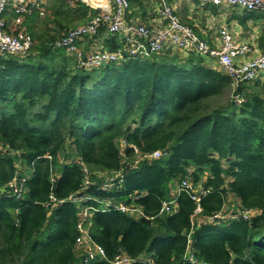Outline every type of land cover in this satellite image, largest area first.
Returning a JSON list of instances; mask_svg holds the SVG:
<instances>
[{
    "label": "trees",
    "instance_id": "trees-1",
    "mask_svg": "<svg viewBox=\"0 0 264 264\" xmlns=\"http://www.w3.org/2000/svg\"><path fill=\"white\" fill-rule=\"evenodd\" d=\"M69 12L87 21L79 3ZM60 36L34 40L24 57L0 56V264H83L75 243L79 205L91 209L89 233L104 253L87 264H114L121 254L132 264L145 256L187 264L188 238L200 262L264 264V81L233 89L208 59L179 51L78 69L53 48ZM86 40L111 51L121 45L115 35ZM155 151L158 160L144 158ZM137 155L143 160L134 167ZM95 171L123 178L109 189L111 177L99 180ZM188 176L211 190L200 222L186 193L170 199L172 185ZM13 181L22 183L19 197ZM227 195L257 214L206 222ZM174 198L175 213L160 214ZM107 202L133 203L143 217Z\"/></svg>",
    "mask_w": 264,
    "mask_h": 264
},
{
    "label": "built area",
    "instance_id": "built-area-1",
    "mask_svg": "<svg viewBox=\"0 0 264 264\" xmlns=\"http://www.w3.org/2000/svg\"><path fill=\"white\" fill-rule=\"evenodd\" d=\"M70 7L77 3L94 11L88 23L69 29L53 43L54 49H61L72 58L74 66L78 69L92 70L102 65L113 62H123L129 59H144L152 54H160L168 49H175L181 53L194 52L202 57L213 59L219 70L227 75L233 89L243 83H255L264 80V39L259 46L256 42L238 43L235 35L227 27H220L216 32L215 47H212L205 39L199 38L193 29L182 24L174 10L167 4V0H158L160 5V17L165 24L147 25L130 18V3L128 0H67ZM201 5L235 6L245 12L253 13L261 11L264 15V0H197ZM40 6L37 0H0V56L13 55L24 57L30 53L34 44L33 37L21 28L23 18L33 13L40 14ZM100 34L118 36L120 47L115 50L98 48L91 53H85L81 49V43L86 39L95 38ZM235 101L241 103L242 99L235 96ZM5 149L0 146V153ZM137 153V151L135 150ZM139 156V155H137ZM162 156L160 151H155L144 158L149 161L158 160ZM141 160L143 157L139 156ZM136 167L137 162L134 164ZM123 174L117 173L111 177L105 186L112 188L115 182L122 180ZM13 192L18 197L22 193V183L17 181L10 183ZM186 193L193 202L195 209L192 219L200 222L199 215L202 212V199L211 193L210 189L202 185H193L192 181L185 178L177 186V193ZM175 195V196H176ZM82 198L70 196L68 202H80ZM54 201V199H52ZM62 204V203H61ZM106 208L129 215L138 220L143 217L142 209L135 205L123 203L104 204ZM224 205V204H223ZM80 206V208H79ZM79 219L76 225L78 236L76 246H83L87 264L95 259H104V253L92 240L88 218L92 215L91 209L79 205ZM223 207V206H222ZM177 208L175 198L169 202H163L160 214L175 213ZM222 209L206 218V222L219 224L227 221H250L257 214L255 210H241L222 215ZM199 217V218H197ZM184 261L187 264H209L200 262L194 255L190 238L187 241ZM142 264H155L151 256L141 257ZM132 260L124 254L114 259V264H132Z\"/></svg>",
    "mask_w": 264,
    "mask_h": 264
},
{
    "label": "rangeland",
    "instance_id": "rangeland-1",
    "mask_svg": "<svg viewBox=\"0 0 264 264\" xmlns=\"http://www.w3.org/2000/svg\"><path fill=\"white\" fill-rule=\"evenodd\" d=\"M37 1L41 9L40 14L33 13L31 16H25L23 18V24L21 25V28H24L25 31L31 33L33 37L38 36L40 41H38L36 38L34 39L38 44L49 43L50 40L55 38L60 33L63 34L66 30L73 26L77 27L84 25L90 20L88 17L89 19L86 18L85 20L87 21L82 23L84 20L78 21L74 19L73 16L75 15L70 14L71 12H69V10H72L73 8H69L65 3H59V1L64 0ZM167 4L170 5L174 10V13L180 22L189 28L192 27L197 35L200 33L198 27L200 29H204V31H213L216 35V32L220 27H227L230 29L231 27L229 24L231 21V25L234 24L235 26H238V28H235V30L232 29V32H234L236 37L239 39L242 37H248L249 39L254 38L256 46H259L261 38L264 36V15L261 11L249 13L235 6H220L213 8L215 6L212 7V5H208L207 7H204V5H201L200 2L197 3L193 0H167ZM160 6L161 5L158 0H141L140 4L130 3V18L134 20L136 19V21L145 23L147 25L165 24V21L160 17ZM133 9L134 11H132ZM57 14V20L61 22V26H59L61 29H59L58 25L55 23ZM88 16L92 15L88 13ZM69 19L74 20L70 23L68 22ZM219 24L220 27H218ZM52 27H54V31L51 30ZM216 27L218 28L216 29ZM206 41L212 45V47L216 46L215 41H208V38ZM205 58L210 60L209 57ZM222 100L224 99H219L218 102H221ZM140 161L141 158L138 156L136 158V162L139 163ZM95 174L96 178L102 181H105V176L113 177L112 173L109 175L107 173L95 171ZM186 178L190 180L189 176ZM193 185L196 184L193 183ZM177 186V183L172 185V188L175 191L170 192V199L175 197L177 193ZM131 205L134 204L132 203ZM241 210H243V208L240 205L239 199L231 195H227L222 207V211L224 212V214L221 212L222 215ZM77 250L82 253L83 246H77Z\"/></svg>",
    "mask_w": 264,
    "mask_h": 264
},
{
    "label": "crops",
    "instance_id": "crops-1",
    "mask_svg": "<svg viewBox=\"0 0 264 264\" xmlns=\"http://www.w3.org/2000/svg\"><path fill=\"white\" fill-rule=\"evenodd\" d=\"M181 1H183V0H181ZM193 1H195V2H197L198 3V1L197 0H193ZM63 3H65L66 5H68V1L67 0H64L63 1ZM130 3V2H129ZM81 5V4H80ZM77 6V4L76 5H74L73 7H70L69 5H68V7L69 8H75ZM81 6H83V7H85L87 10H88V13L89 14H91V9H89V8H87L86 6H84V5H81ZM208 5H204V7H207ZM213 7V6H212ZM213 8H216V7H213ZM132 11H134V9L132 10ZM94 12V11H93ZM92 15V14H91ZM87 16H88V14H87ZM89 17V16H88ZM91 17V16H90ZM228 21H229V19H228ZM230 29H231V31H232V29H234L235 30V28H238V26H235L234 24L233 25H231V21H230ZM194 26V25H193ZM196 27V26H195ZM198 27V26H197ZM218 27H220V24L218 25ZM218 27H216V29L218 28ZM191 29H192V27H190ZM198 29L200 30V33H199V35H197L199 38H201V39H207L208 38V41H210L211 40V42H212V40L214 41L216 38L214 37L215 36V32H213V31H204V29H200L199 27H198ZM215 29V30H216ZM194 31V30H193ZM196 33V32H195ZM234 35H235V38H236V41L238 42V43H243V42H254L255 43V39L254 38H252V39H249L248 37H242V38H237L236 37V34L234 33V32H232ZM98 48H102V44H100V42H98V40H92V41H90V40H85L84 42H82L81 43V49L85 52V53H91V52H93L94 50H96V49H98ZM167 52L168 51H172V52H175L176 50L175 49H168V50H166ZM165 51V52H166ZM209 63H210V65L209 66H211V68H217L218 70H219V68H218V66L216 65V63H215V61H213V60H209ZM175 190H173V188H172V191L171 192H174Z\"/></svg>",
    "mask_w": 264,
    "mask_h": 264
}]
</instances>
